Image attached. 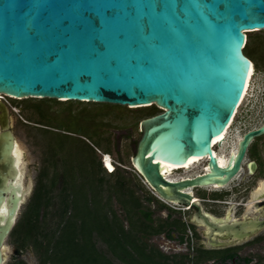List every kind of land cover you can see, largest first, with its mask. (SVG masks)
Masks as SVG:
<instances>
[{
    "label": "water",
    "instance_id": "water-1",
    "mask_svg": "<svg viewBox=\"0 0 264 264\" xmlns=\"http://www.w3.org/2000/svg\"><path fill=\"white\" fill-rule=\"evenodd\" d=\"M257 29L264 0H0V94L157 106L139 123L131 165L157 198L195 206L193 221L207 228L204 247L221 248L264 222L221 223L188 189L225 185L246 146L264 134V122L246 131L222 165L211 148L241 100L251 65L246 32ZM15 140L0 99V264L32 189ZM206 155L203 173L177 180L161 173Z\"/></svg>",
    "mask_w": 264,
    "mask_h": 264
},
{
    "label": "trees",
    "instance_id": "trees-1",
    "mask_svg": "<svg viewBox=\"0 0 264 264\" xmlns=\"http://www.w3.org/2000/svg\"><path fill=\"white\" fill-rule=\"evenodd\" d=\"M246 37L243 49L247 47L249 40L247 32ZM262 46L264 47L263 44ZM56 101L61 102V100ZM125 108L128 110L146 109L136 114L134 119L137 116H144L145 118L160 111L154 104L133 108L125 105ZM27 127H30L29 124ZM42 130L43 128L35 131L31 129L33 141L42 146V164L32 194L9 234L15 254L31 246L37 254L38 264H116L115 260L120 264H204L210 259L218 261L219 264H225L227 260L232 259L234 250L231 248L206 249L198 245L194 247V252L190 256L188 252L165 253L157 246L149 243L147 239L153 235L164 233L166 236L172 237L171 232L174 231L182 232L178 236L182 241L183 235H186L187 231L185 223L181 219H172L170 213L165 219L155 222L152 216L154 210L151 203L156 204L155 207L158 208H168L170 210L172 208L161 202L153 194H147L142 199L137 191L127 183L126 176L121 173L125 168L115 161H113L114 170L108 172L109 176L114 178V181L111 182L108 177H103L101 158L96 151L98 150L101 155L110 154V152L101 150L99 147L93 148L94 162L98 163V168L92 169L99 183L96 189L92 186L89 187L87 192H90L88 197L90 203L86 200L87 204L85 203V205L88 206L89 204L86 210L88 215H93L92 212L95 211L96 205L102 213L97 218L98 224L86 220L85 217L79 219L80 212L77 198L74 193L67 189L66 178L63 172H60L61 167L58 164L51 166L50 160L45 157V152L50 150V146L47 149L45 148L49 141H46V136ZM50 168L53 170L54 174H52L55 176V180L51 183L52 187L48 188L47 185L50 181L44 180L46 177L48 178ZM80 175L74 172L71 178L79 182L82 180V174ZM93 190L97 193H94ZM114 202L120 205L123 216L115 210ZM68 215L75 219L74 222H68ZM132 216L135 217V223H133ZM127 218L128 223L125 226L123 222L124 220L126 222ZM72 223H74V227L71 229ZM92 223L95 224L93 228H91ZM114 226H116L115 231H118L114 237L118 239L116 242H118L120 252L112 251L116 247L112 245L113 234L110 235L109 232H112ZM92 230H95L97 234L99 233L101 239L106 241L107 250L110 251L114 260L98 251L102 248H97L89 240L75 243L73 233H75V237L78 234L86 236V232L89 234ZM193 233L198 236L195 231ZM7 264L26 263L24 260L15 257Z\"/></svg>",
    "mask_w": 264,
    "mask_h": 264
},
{
    "label": "rangeland",
    "instance_id": "rangeland-1",
    "mask_svg": "<svg viewBox=\"0 0 264 264\" xmlns=\"http://www.w3.org/2000/svg\"><path fill=\"white\" fill-rule=\"evenodd\" d=\"M247 36L249 39L248 44L243 51L251 58V62L254 63L255 69H262L261 72H255L253 78L251 79L250 87L252 88L250 94L253 96L249 98V104L252 106L253 111H260L263 115L264 105L258 104L257 100L260 103V97H264V94L262 93L264 89L261 85L264 83V58L261 56L264 52L262 51L263 46L260 42V40L264 41V29L249 31L247 32ZM256 37H259L260 40ZM1 96L3 95L0 94V98ZM22 98L9 99L5 96L6 100L22 105L20 114H22L23 117L41 122L43 124L42 132L46 136V141H49L48 144L53 145L50 146L49 151L45 152V157L50 160L49 162H51V166L58 164L61 167L60 172H63V175L66 178L67 189H69L71 193H74L77 198V203L79 205L78 210L80 212V216H78L79 219L85 217L86 220H90L91 222L98 224L97 218H99L100 213H102L100 211L101 209L98 208V205H96L95 211L92 207V210L94 211L92 212L93 215H88L86 210L89 204L88 206L85 205L86 200L90 203V199H88L90 192H87L89 187L92 186V188L96 189L99 183L96 175H94L92 171V169L98 168V163H96V161L94 162L95 155L93 148L95 149L99 147L101 150L110 152L111 159L118 165H121V167L125 168L121 171V173L126 176L127 183L137 191L142 199H144L147 194H153L151 189L133 169L130 162V157L134 153L135 140H137L140 135L139 123L144 118V116H137L134 119V116L146 110L145 108L128 110L125 108V105L110 102H84L78 100H65L58 102L55 98L48 97H27L28 99L24 100ZM243 110H245V106L241 105L238 112L240 113ZM16 118L18 119L17 110L12 115V119L15 120ZM261 120L262 118H256L255 120L251 119L250 121L252 123L250 125H254ZM13 131L15 139L23 150L25 176L23 182L25 183L27 178H29L32 182L31 192L26 196L24 202L20 206L17 215L18 219L30 198L39 177V168L42 164L41 158L43 155H41L42 146H38V144L33 141L31 129L20 119L19 122L14 125ZM70 132H72L73 135H70ZM231 137L232 135L230 138L227 136L225 138L226 142H229ZM254 141L255 142H253L251 146H260L264 141L263 134L255 137ZM48 147L49 146H45L46 149ZM96 152H98L99 157L101 158L102 168L104 169L101 170L103 177H108V179L113 182L114 178L109 176V173L103 166V156L98 150ZM74 172L75 174L78 173L79 176L82 174L81 181L76 182L72 180L71 175L74 174ZM52 173L53 170L50 168L48 178L46 177L44 180L50 181L47 185L48 188L52 187L51 183L55 180V176L53 175L54 173ZM93 192L97 193L94 190ZM155 205L151 203V207L154 210L152 216L155 222L160 219H165V216L168 213L167 208H158L155 207ZM168 206L172 208L171 205L168 204ZM114 208L120 215L123 214L120 205L117 202H114ZM175 215L177 216L178 213H173L172 217ZM67 217L69 218L68 222H74L75 219L72 216L68 215ZM134 219L135 217L132 216L133 223H135ZM94 223H92L91 228L95 227ZM123 223L127 226L128 218L126 222L124 220ZM72 224L73 225L70 226L71 229L74 227V223ZM115 228L116 226L112 229L113 233L109 232L110 235L113 234L111 241L113 242V247H116L112 251L120 252L121 250L119 245H117L118 242H116L118 239L114 237L118 232L115 231ZM197 230L200 232L201 227L197 226ZM188 231H186V234L188 236L187 240L189 242V247H195L200 241L199 235L195 236L193 230H190L189 233ZM86 234V236L78 234L75 237V233H73L72 236L75 243H82L85 240H89L94 243L97 248H102L98 251H101L105 256H109L114 260L110 251L107 250L106 241L101 239L99 233L97 234L95 230H92L89 234L87 232ZM147 241L157 246L165 253L187 252L186 246L179 244L176 239L166 237L163 233L153 235L149 237ZM5 243L9 246V250L4 264L11 262L15 257L24 260L26 264H38L37 254L31 246L23 249L18 254H15L10 235L7 237ZM109 245L112 246L110 243ZM193 252L194 251L190 250V253ZM115 262L116 264H120L117 260H115ZM262 264H264V262Z\"/></svg>",
    "mask_w": 264,
    "mask_h": 264
},
{
    "label": "flooded vegetation",
    "instance_id": "flooded-vegetation-1",
    "mask_svg": "<svg viewBox=\"0 0 264 264\" xmlns=\"http://www.w3.org/2000/svg\"><path fill=\"white\" fill-rule=\"evenodd\" d=\"M256 38L260 40L259 37ZM260 42L264 45L263 40H260ZM262 51L264 52V47ZM261 56L264 58V53H262ZM247 57L251 60L248 55ZM257 71L261 72L262 69H258ZM261 85L264 89V83ZM251 88L252 87L249 88L246 100L242 105L245 106V110L238 113L234 117L232 121L233 123L229 127L230 135H232L234 131H239L238 134L239 137H241L246 131L257 128L264 122V114L262 115L260 111H253L252 106L249 104V98L253 96L250 94ZM262 93L264 94V90ZM260 100L261 102L259 103L257 100V103L264 105V97L261 96ZM4 102L9 108V118L11 119V130L13 134V127L19 122V119L25 123V125L29 124V128L33 129L34 131L43 128V124L41 122L27 119L23 117L22 114H20V110L22 109L21 104H16L8 100ZM15 109L18 111V119L16 118L14 120L12 119V115L16 111ZM256 118H262V120L254 125H250L252 123L250 120H255ZM69 134L73 135L72 132ZM254 140L255 138L251 140L248 146H246L237 173L225 185H197L188 189L192 196L191 201H196L199 203L203 212L207 213L213 219H218L221 223L230 222L232 220L242 221L243 223L264 222V141L260 146H251L252 143L255 142ZM46 146L53 145L47 144ZM211 148L212 151L217 152V156L215 154L214 155L217 158H221V163L225 164L231 152L235 153L238 146H211ZM204 158L205 159L200 162L198 166L190 168L188 172H185L182 168L174 169L173 179H183L206 171L208 156L206 155ZM165 204L168 206L167 203ZM172 204L174 206L171 210L167 208L168 213L166 214L165 218L167 215H169V213L171 216L173 213H178L179 216L175 215L172 217V219H181L185 223L187 231H195L199 235L200 240L196 246L199 245L204 247L203 242L206 240L207 228L202 224H196L192 218V215L195 213L197 208L195 206L182 204L179 202H173ZM197 226L201 227L200 232L197 230ZM180 234H182L181 231L171 232L172 237L169 238L176 239L179 244L186 246L187 252L191 256L192 253H190V250L193 251L194 247L191 249L188 246L189 242L187 241V234H184L183 240L180 241L178 237ZM224 248H231L234 250V256L231 260H227L225 264H233L235 262H237L236 264H262L264 262V224L257 227L254 233H251V235L246 236L241 240H237V242L234 244H230L221 248L206 249ZM213 263L219 264V262L214 259H210L205 262V264Z\"/></svg>",
    "mask_w": 264,
    "mask_h": 264
},
{
    "label": "bare ground",
    "instance_id": "bare-ground-1",
    "mask_svg": "<svg viewBox=\"0 0 264 264\" xmlns=\"http://www.w3.org/2000/svg\"><path fill=\"white\" fill-rule=\"evenodd\" d=\"M247 38V37H246ZM255 69V66L254 64L251 62V65H250V69H249V72H248V76H247V79H246V83H245V86H244V90H243V93H242V96H241V101L239 102L238 104V107L237 109L235 110L234 114H233V117L231 118L230 122H229V125L226 127V129L219 135L213 137V139L211 140V143H212V146H235L236 145V140L239 138V131H234L233 134H232V137L230 139V141L227 143L225 142V138L228 136V138H230V132H229V127L231 126V123L233 121V118L236 114V112L238 111V108L244 104L245 102V96H247L248 94V90H249V87L251 85V79L253 78V75L255 73L254 71ZM15 149L14 150V154H15V157H16V164H18V166L21 168V173L23 172V159H22V149L21 147L19 146V144L17 143V140H15ZM213 153L217 156V152L213 151ZM103 159V163L105 164L106 168H108L109 170H114L113 168V163L111 162V156L110 154H106L104 155V157L102 158ZM205 158L202 156V157H197L196 159H194L192 162H190L188 165H186L184 168H182L185 172H188L190 170V168H194L196 166H198L200 164V162H202ZM219 161H220V164L221 163V158H218ZM167 179H173L174 177V174H173V171H163L161 172ZM23 175V173H22Z\"/></svg>",
    "mask_w": 264,
    "mask_h": 264
},
{
    "label": "built area",
    "instance_id": "built-area-1",
    "mask_svg": "<svg viewBox=\"0 0 264 264\" xmlns=\"http://www.w3.org/2000/svg\"><path fill=\"white\" fill-rule=\"evenodd\" d=\"M249 88H250V87H249ZM248 91H249V90H248ZM247 95H248V94H247ZM6 97H7V96H6ZM246 97H247V96H245V99H246ZM1 98H3L4 101H7V100L5 99V95L1 96ZM1 98H0V99H1ZM240 101H241V100H240ZM237 107H238V105H237ZM239 108H240V107H239ZM239 108H238V109H239ZM236 109H237V108H236ZM238 113H239V112L237 111L236 114H235V116H236ZM235 116H234V117H235ZM233 119H234V118H233ZM232 123H233V122H232ZM232 123H231V125H232ZM228 125H229V124H228ZM228 125H227V126H228ZM103 157H104V155H103ZM103 157H102V158H103ZM111 162L113 163V160H112V159H111ZM103 164H104V163H103ZM104 165H105V164H104ZM106 171H107V172H111V170H109L108 168H107ZM143 181H144V180H143ZM163 201H164L165 203L171 205L172 207L174 206L171 202H168V201H165V200H163ZM188 233H189V231H188ZM189 236H190V235H189ZM190 248L192 249V246H191Z\"/></svg>",
    "mask_w": 264,
    "mask_h": 264
},
{
    "label": "clouds",
    "instance_id": "clouds-1",
    "mask_svg": "<svg viewBox=\"0 0 264 264\" xmlns=\"http://www.w3.org/2000/svg\"><path fill=\"white\" fill-rule=\"evenodd\" d=\"M103 155H106V154H102V156ZM103 166H104V168H105V170H107V168H106V166L103 164ZM113 168H114V164H113ZM112 171V170H111ZM159 199V198H158ZM161 200V199H160ZM161 201H163V199L161 200ZM164 202V201H163ZM165 203V202H164Z\"/></svg>",
    "mask_w": 264,
    "mask_h": 264
}]
</instances>
